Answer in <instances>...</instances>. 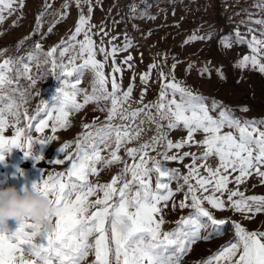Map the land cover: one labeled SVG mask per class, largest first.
I'll return each mask as SVG.
<instances>
[{"label":"snow or ice","instance_id":"obj_1","mask_svg":"<svg viewBox=\"0 0 264 264\" xmlns=\"http://www.w3.org/2000/svg\"><path fill=\"white\" fill-rule=\"evenodd\" d=\"M80 2L81 0H76L78 7ZM88 2L90 3V0ZM14 4H19L22 8L23 0H0V23L4 20V11L6 9L11 11ZM255 6L264 8V4ZM50 7V4L45 3V9ZM63 7L68 8L69 5L65 4ZM91 11L89 7V12ZM66 15V12L61 13L60 19H65ZM42 16L43 13L37 17V30L42 26L40 23ZM89 22L90 16L85 17L81 14L69 40L62 42L63 47L53 46L46 53V56L50 58L53 71L57 67L66 70V65L57 64L55 54L59 48V55L63 57L69 47L74 48L76 43L79 44L78 57H73L70 63H74L77 58L83 62L79 69L66 70L65 74L70 77L74 72L82 69L90 67L93 70V94L86 95L83 104L76 102L75 84L71 85L73 89L71 93L61 89L53 98L54 105L50 106L48 102H42V106L35 115L29 117L26 111L23 113L25 120L28 121L25 129L15 126L19 124L21 113L16 101L9 98L6 107L9 114L15 118L13 125L15 134L9 140L2 135L8 127V120L4 115V97L0 96V162H4L5 153L11 152L13 148L23 150L26 158L32 157L37 162L43 160L42 155L32 154L34 141L31 134L27 137V150H24L25 145L21 143V138L26 130L29 133L33 129L37 133H43L52 122L51 131L56 133L58 129L68 126L69 114L72 110L79 111L93 100L111 101L107 124L95 133L90 130L93 125H83L86 131L77 138L75 152L66 157L70 162L66 173L49 174L47 178L41 176L39 182L32 183L33 189L40 190L44 195L52 198L53 204L49 215L42 222H36L28 216L18 223L19 226L14 232H10L7 225H0V264H82L90 252L94 253L92 264H181L182 256L189 251L190 244L198 239L211 238V234L201 237L202 229L213 228L218 232L220 226L226 223L223 219L217 220L213 213L204 207L205 202L212 209L230 208L235 212L246 214V218L264 213V196H245L239 191V185L253 174L260 177L261 183H264V171H262L264 130L258 126V124H264V121H245L241 124L223 110V105H215V102L212 110L216 108L222 110L219 111L218 117L214 118L210 115V109L202 103V97L193 95L189 89L175 82L174 77L169 81L163 72L160 73L162 83L157 101L144 104L147 93V88L144 87L137 101L142 107L125 111L123 105L131 99L134 84H130L127 90L122 91L121 84L113 75L110 80L111 92H109L106 87L109 80L105 76L104 67L108 58L111 57L112 73H122V67L115 63V56L118 51H127L131 44L126 43L120 49L113 46L110 51L101 47L99 52L104 55V62L96 60L95 41L89 35L90 27H86ZM254 22L264 25V20ZM47 31L51 33L52 27H49ZM249 31L252 30L249 29ZM81 33L84 39L77 41ZM261 35L264 36V32ZM197 38L193 35L186 43ZM237 42L245 41L243 38H238ZM248 44L252 55L243 57L237 67L245 68L251 64L253 68L264 74V63L260 62L257 55L264 49V39H258L253 35ZM35 48L37 51L42 50L39 43L35 44ZM132 59L129 55L122 63L131 68L129 61ZM12 63L10 59L0 63V90L12 82L8 75ZM156 67V64H152L149 66V71L141 74L142 85L148 84L151 70ZM174 69L175 65L172 66L173 71ZM24 73L27 79H31L27 63L24 64ZM221 78L223 79L222 74ZM132 79L134 81L135 76ZM32 83L34 85L36 82L32 81ZM169 91L172 94L171 99H169ZM177 92L180 94L179 101L175 98ZM13 108H16V111H13ZM40 113H43L45 118H38ZM141 114L147 117L149 123L155 125L156 135L138 147L126 149L127 156L133 160V163L129 165L127 161H124L121 172L113 176L110 182L92 184L89 177L99 174L97 165L103 162L106 167H109L119 163L120 149L132 140L138 139L142 131L138 128L133 135L129 131V125L115 126L111 122L117 117L122 121H134ZM163 121H167V124H163ZM180 127L187 130L186 140L174 143L167 139V130ZM225 128L230 130L224 131ZM233 130L238 135L234 134ZM198 132L204 134L202 141H194V136ZM113 134H115V147L109 153V158H105L101 155V145L105 148L110 147L107 142ZM49 139H55V137ZM161 141L164 142V151L159 153L160 159L150 157L149 151H155ZM46 143L48 141H38L39 145ZM188 143L199 144L205 151L200 156L190 152L168 154L173 149H182ZM70 146L66 143L59 152L64 153ZM213 156L218 157L219 161L215 168L207 164V160ZM186 157H191L192 163L185 165L188 168V174L182 177L184 185L177 188V191H181L184 186H187L184 199L179 202L178 207L180 209L190 207L194 211L187 217H181L173 231L162 233L164 224L162 212L175 195L169 182H166L164 178L170 181L179 176L178 169H168L163 161L182 163ZM197 160L203 163L197 164ZM149 162L152 167H148ZM55 163L63 164L64 158L57 159ZM201 169L207 175H202ZM129 173L131 180H123V177ZM153 173L156 174L155 188L152 187ZM234 173L238 174L233 176ZM232 182L237 185L235 190L228 189V184ZM134 186L135 192L132 191ZM98 193H102V197ZM225 193H227L226 199ZM93 196L97 198L90 200ZM172 207L175 209L177 205L173 202ZM92 209L95 210L92 211ZM29 220L32 222L29 223ZM53 220H55L54 224ZM124 222L131 224L126 235L119 231V225ZM45 224L49 227H44ZM234 228L236 239L222 246L202 264H264V232L247 231L238 223L234 225ZM37 237L40 239L37 240ZM90 237H94V240L90 241ZM25 253L33 259H25Z\"/></svg>","mask_w":264,"mask_h":264},{"label":"rangeland","instance_id":"obj_2","mask_svg":"<svg viewBox=\"0 0 264 264\" xmlns=\"http://www.w3.org/2000/svg\"><path fill=\"white\" fill-rule=\"evenodd\" d=\"M45 3L51 7L45 9ZM68 4V8L63 6ZM257 4H264V0H81L79 7L76 0H23V7L14 4L11 11L5 10L4 20L0 23V63L9 60L10 56L23 46L36 29L37 17L43 13L40 23L44 21L48 28L52 27L51 33L46 31L44 37L39 42L41 51H37L35 46L21 57L22 73L18 76L8 73L11 77V84H6L0 90V96L4 97V115L8 120V127L2 135L5 139H11L15 134V118L9 114L6 105L9 98L16 101V105L21 113L20 128H27L28 121L23 113L28 116L35 115L42 106V102L54 105L53 98L57 96L61 89L71 93V85H76V102L83 104L86 95L93 94L94 72L89 67L74 72L72 76H67L66 70L79 69L82 60L77 58L74 63H70L73 57H78L79 44L69 47L63 57L59 55L58 48L55 58L57 64L63 63L67 69L57 67L52 70L50 58L46 53L53 47L68 41L74 32L79 16H90L89 25L91 31L89 35L95 41L97 51L96 60L104 62V55L99 52L101 47L110 51L113 46L118 49L123 48L126 43L131 47L127 51H118L115 56V63L122 67V73H112L113 60L108 58L105 63L104 73L109 83L107 90L111 92V77L115 75L117 82L121 84V90H127L130 84H134L132 95L141 85V74L149 71V66L156 64L157 67L151 70L150 80L155 83L154 97L157 101L161 88L160 73L163 72L168 80L174 77L182 87L189 89L193 95L203 98L202 103L210 109V115L218 117L219 111L215 105H223L229 115L237 119L241 124L245 121H264V74L249 64L245 68L237 67V64L245 56H251L252 51L248 41L255 35L258 39H264L261 35L264 32V25L256 24V20H264V8L256 7ZM89 7L92 11L89 12ZM66 12V18L60 19V14ZM47 28V30H48ZM251 29L252 31H249ZM106 33V34H105ZM239 33V37H237ZM195 35L196 40L187 42ZM115 38V39H113ZM238 38H243L244 43H238ZM84 39L83 33L77 37V41ZM230 45V46H228ZM131 55L132 60L127 64L122 62ZM261 63H264V49L258 54ZM31 56V59L29 57ZM30 68L31 79H27L24 73V64ZM175 65L174 71L172 66ZM207 69V71H204ZM221 74L223 79L221 78ZM133 76L135 80L133 81ZM79 79V83L77 80ZM32 81L36 83L33 85ZM98 87V85H97ZM98 94V93H97ZM172 98L169 91V99ZM176 100H180L177 92ZM26 101V102H25ZM215 102V105H214ZM111 108L110 100L90 101L79 111L72 110L69 114V123L66 128L58 129L52 133V122L43 133L35 130L25 131L21 138V143L27 150V137L31 134L34 141L32 154L42 155L43 160L36 161L32 157H25L23 150L13 148L11 152L5 153L4 162H0V188L16 186L31 188L32 183L39 182L41 176L47 178L49 174H56L67 171L70 162L67 155L75 152L77 138L84 131L83 125H93L90 129L95 133L99 128L108 123V109ZM101 109H104L101 111ZM244 109H247L246 111ZM125 110V109H124ZM16 111V108H13ZM128 111V110H125ZM55 115V114H54ZM38 118H45L40 113ZM34 123V121L32 122ZM115 126L129 125V131L135 135L133 120L122 121L119 117L112 122ZM167 124V121H163ZM264 130V124H258ZM230 129L225 128L224 131ZM234 131V130H233ZM234 134L235 133L234 131ZM238 135V134H237ZM55 137V139H49ZM167 139L174 143L187 139V130L183 127L167 130ZM204 134L198 132L194 136V141H202ZM48 141L45 145H39L38 141ZM71 146L64 153L59 149L65 144ZM110 147L101 145V155L109 158V153L115 147V134L107 142ZM163 141L156 147L155 151H149L148 155L160 159L159 153L164 151ZM139 140L134 139L125 144L119 151L121 161L106 167L103 162L97 165L98 175H92L89 180L92 184H104L111 181L112 177L118 175L124 167V161L129 165L133 160L127 156L126 149L138 147ZM205 151L204 147L196 143H188L182 149H173L168 154H182L184 152L194 153L200 156ZM63 164H56L57 159H63ZM138 160V157H137ZM192 163L191 157H186L183 162L163 161L168 169H178L179 176L176 179L164 178L169 182L171 190L175 193L173 200L169 201L168 207L164 208L162 215L164 224L163 232H171L177 227V221L181 217H187L194 210L190 207L180 209L179 202L184 199L187 186L181 191L177 188L184 185L182 177L188 174L185 165ZM197 164L203 161L197 160ZM218 157H210L207 164L215 168L218 165ZM148 167H152L149 162ZM19 169V171H18ZM202 175H207L203 169ZM264 171V168H262ZM238 173L232 174L237 175ZM231 179V177H230ZM123 180H131V174L123 177ZM156 174H152V187L155 188ZM194 183V181H192ZM119 186V185H118ZM235 182L228 184L229 190H235ZM133 187L132 191L135 192ZM239 191L245 196H264V183L255 174L249 176L244 183L239 185ZM102 197V193H98ZM227 193L224 198L226 199ZM97 197H90L95 200ZM173 202L177 205L173 209ZM190 203V201H189ZM204 207L210 210L217 220H225L226 223L220 226L218 232L213 228L201 230V237L211 234L210 239H198L189 245V251L181 259V264H202L210 255L217 252L222 246L233 242L235 237L236 223L240 224L247 231L264 232V213L255 214L252 218H246V214L238 213L230 208L226 210L212 209L206 202ZM95 209H92L94 211ZM206 220V218H202ZM29 223L32 221L29 220ZM55 220H53V224ZM19 224L10 219L7 228L14 232ZM49 227V225H44ZM40 237H37L39 240ZM94 237H90V241ZM25 259H33L25 253ZM94 253L90 252L82 264H92Z\"/></svg>","mask_w":264,"mask_h":264},{"label":"clouds","instance_id":"obj_3","mask_svg":"<svg viewBox=\"0 0 264 264\" xmlns=\"http://www.w3.org/2000/svg\"><path fill=\"white\" fill-rule=\"evenodd\" d=\"M52 204L50 196L32 187L0 188V225H7L10 219L20 223L28 216L36 222H42L49 215ZM130 228V222L119 225V231L125 235Z\"/></svg>","mask_w":264,"mask_h":264},{"label":"built area","instance_id":"obj_4","mask_svg":"<svg viewBox=\"0 0 264 264\" xmlns=\"http://www.w3.org/2000/svg\"><path fill=\"white\" fill-rule=\"evenodd\" d=\"M146 87L147 88V93L144 97V104H149L151 102H155V97H154V89L156 88L155 83L152 82L151 80H149L147 85H140L136 92L134 93V95L131 96V99L128 101L127 104L123 105V108L125 110L128 111H132L136 108L142 107L141 104L137 103V101H139L140 99V94L142 89ZM130 105V107H129ZM153 113H155V109L152 110ZM141 121H144L143 123H141ZM134 127L135 130L142 129L141 134L138 138L139 140V144H142L146 141H149L151 137H153L154 135H156V128L154 124H151L147 121V117L144 114H141L139 117H137L134 120Z\"/></svg>","mask_w":264,"mask_h":264},{"label":"trees","instance_id":"obj_5","mask_svg":"<svg viewBox=\"0 0 264 264\" xmlns=\"http://www.w3.org/2000/svg\"><path fill=\"white\" fill-rule=\"evenodd\" d=\"M41 25L39 32H34V34L24 42L23 46L16 52V54L10 56L9 59L12 60L13 63L9 75L13 74L14 76H18L17 73H22V67L20 64L22 62L21 57H24L29 50V47H34L36 43H39L47 31V23L44 21Z\"/></svg>","mask_w":264,"mask_h":264}]
</instances>
